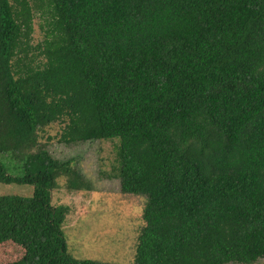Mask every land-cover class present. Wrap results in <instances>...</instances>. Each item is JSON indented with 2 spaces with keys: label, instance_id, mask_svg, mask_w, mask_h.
Returning <instances> with one entry per match:
<instances>
[{
  "label": "trees",
  "instance_id": "obj_1",
  "mask_svg": "<svg viewBox=\"0 0 264 264\" xmlns=\"http://www.w3.org/2000/svg\"><path fill=\"white\" fill-rule=\"evenodd\" d=\"M0 0V264H110L68 248L91 190L59 142L115 143L121 192L144 196L133 264L264 258V0ZM17 248L7 260L2 249Z\"/></svg>",
  "mask_w": 264,
  "mask_h": 264
},
{
  "label": "rangeland",
  "instance_id": "obj_2",
  "mask_svg": "<svg viewBox=\"0 0 264 264\" xmlns=\"http://www.w3.org/2000/svg\"><path fill=\"white\" fill-rule=\"evenodd\" d=\"M34 7V31L32 44L44 39L45 16L37 9L41 0H30ZM63 125L54 123L47 127V134L53 139L49 150L60 161L72 160L74 166L90 183L91 190L69 191L65 179L52 191L54 205H68L70 211L64 224L68 248L76 257L93 259L110 264H133L136 255L137 238L145 222L144 196L121 192V181L115 173V143L110 140H96L65 144L57 139ZM32 186L5 184L0 182V195L17 194L28 196ZM7 260L19 257L17 248L4 247ZM237 264V263H229ZM253 264H264L260 258Z\"/></svg>",
  "mask_w": 264,
  "mask_h": 264
}]
</instances>
